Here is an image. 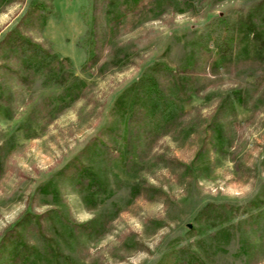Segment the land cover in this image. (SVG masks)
Instances as JSON below:
<instances>
[{"label": "rangeland", "instance_id": "obj_1", "mask_svg": "<svg viewBox=\"0 0 264 264\" xmlns=\"http://www.w3.org/2000/svg\"><path fill=\"white\" fill-rule=\"evenodd\" d=\"M103 2L92 11V0H0V42L12 30L70 59L29 85L24 63L0 43V264H177L175 251L202 264H264V62L213 74L193 66L214 17L236 23L254 9L262 21L264 0H115L113 12ZM37 6L50 9L46 19ZM93 27L101 51L83 68ZM157 63L191 71L202 88L167 133L147 138L142 124L131 132L125 165L117 102L131 103ZM62 70L78 78L72 90L55 80ZM96 136L111 147L94 150ZM75 156L99 174L97 191L61 172ZM48 211L85 229L50 212L47 241L21 229L35 251L14 256L6 233L26 212Z\"/></svg>", "mask_w": 264, "mask_h": 264}, {"label": "trees", "instance_id": "obj_2", "mask_svg": "<svg viewBox=\"0 0 264 264\" xmlns=\"http://www.w3.org/2000/svg\"><path fill=\"white\" fill-rule=\"evenodd\" d=\"M105 4L106 11L114 10L115 0H102ZM99 0H92V11L95 10ZM136 7L144 6L150 2L158 4L159 0H133ZM262 3H258L261 6ZM116 9V8H115ZM40 18L46 19L50 14V9L37 6ZM256 11V10H255ZM254 9L246 15L245 20L231 23L227 17L216 16L203 29L200 39L199 52L194 55L193 66H202L203 70H208L210 74L217 71L221 66H225L230 62H246L263 63L264 62V18L258 20L254 14ZM109 13V12H108ZM14 30V29H13ZM14 31H8L7 37H4L0 43H6L11 53L17 55L24 63L27 73L22 74L20 80L26 84H31L38 73L52 74L54 69H58L59 64L64 61H70L67 57H60L42 44H36L22 34H13ZM10 34V36H9ZM8 40V41H7ZM90 53L83 64V68L93 66L101 51L97 32L95 27L92 29L90 40ZM212 45V46H211ZM211 46V47H210ZM208 72V73H209ZM56 81L62 82L66 90H72L75 81L78 80L73 72L62 70ZM66 84V85H65ZM202 88V82L194 73L188 70H174L164 63H157L152 67L149 75L143 76L137 81L133 101L128 104L125 98L117 102V109L120 113L126 128L125 135L122 139V147L120 155L124 159V164L129 165L132 157L131 141L132 134L142 124V131L147 138L155 139L158 134H165L182 116V104L191 99L193 94H197ZM231 105H223L218 108L217 112H223L226 107ZM137 132V131H136ZM135 132V133H136ZM212 134L215 140L218 139L222 147L223 135L222 126L215 121L212 123ZM160 134V135H161ZM210 138L209 136L206 137ZM214 140L211 138V142ZM89 145L96 151H107L111 144L99 137H93ZM123 148V149H122ZM84 150H82L83 152ZM89 153V147L84 151ZM65 174L71 175V178L79 186H86L89 189L97 191L100 188V177L94 169L82 161L81 156H75L70 162L62 168ZM255 200H259L255 196ZM261 202V201H260ZM263 204V202H262ZM261 204V205H262ZM262 207V206H261ZM259 207V208H261ZM228 210L234 211L232 206L227 207ZM246 211V209L244 210ZM50 212H53L55 218L59 222L77 229H85V224L71 222L65 218L59 211H48L43 213L26 212L22 215L16 224L6 233L5 238L15 244L14 256H24L35 251L34 247L29 245L22 235L21 229L25 232L35 233V236L46 242L48 238L47 220L51 218ZM234 212H237L235 209ZM255 218V215H251ZM219 228V227H218ZM226 229L220 227L218 230ZM228 229V228H227ZM264 237V233H263ZM30 250V251H28ZM172 255L177 264H202L198 256L188 251L177 252Z\"/></svg>", "mask_w": 264, "mask_h": 264}]
</instances>
